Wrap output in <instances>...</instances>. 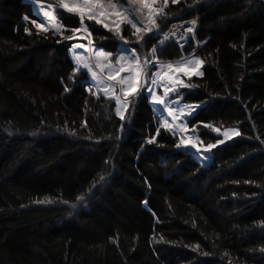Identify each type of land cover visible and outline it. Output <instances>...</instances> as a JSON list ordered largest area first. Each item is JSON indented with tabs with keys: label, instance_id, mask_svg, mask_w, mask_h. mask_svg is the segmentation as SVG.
<instances>
[{
	"label": "trees",
	"instance_id": "16d2710c",
	"mask_svg": "<svg viewBox=\"0 0 264 264\" xmlns=\"http://www.w3.org/2000/svg\"><path fill=\"white\" fill-rule=\"evenodd\" d=\"M166 7L154 31L196 17L202 41L203 75L179 92L202 105L188 128L203 146L219 139L212 128L240 133L204 166L176 147L180 135L159 123L147 92L117 118L114 100L73 72L71 42L25 33L15 15L37 19L30 5L0 0V264H264V0ZM59 16L67 35L79 25ZM122 36L140 58L158 40ZM93 40L118 50L99 28ZM156 51L179 55L174 42Z\"/></svg>",
	"mask_w": 264,
	"mask_h": 264
},
{
	"label": "snow or ice",
	"instance_id": "6c2138e0",
	"mask_svg": "<svg viewBox=\"0 0 264 264\" xmlns=\"http://www.w3.org/2000/svg\"><path fill=\"white\" fill-rule=\"evenodd\" d=\"M36 3L39 12L41 13L42 18L45 21L51 22V26L55 28L57 32H60V23L53 15L54 11L64 10L68 13L77 14L79 16L81 28H73L70 31L73 33V36H66L64 39L72 40L75 34L81 32H88V28L84 27L85 18L89 21H94L97 25H102L104 29L109 32H114L117 36H120L121 47L118 50V55L114 57L116 64L113 65L111 60L113 58V53L105 52L103 50L95 51L92 55L87 58L82 55L79 51L74 52V62L75 67L73 68V72H77L80 70L86 71V73L92 78L95 84L99 83H109L116 81V77L112 75V72H116L119 75L120 72H127V75L120 76L118 83H120L122 90L124 88L130 89V91H123V96H110L109 94L112 92L111 88L106 87L104 89V94L106 97L110 99H114L116 104V115L120 117L121 120L124 119L123 111L129 105V97L135 98L139 96L142 92H147L150 97L149 103L152 105L160 106L161 108V119L160 122L166 126L169 130H172L174 133L176 129H179L181 133L187 131L186 128L182 127L179 124L175 126L172 123H169V119L172 121H176L181 117L187 118V116L191 115V112L185 113L184 110L177 109L173 105L175 103H179V101H170L168 98L173 95H178V87H191V85H185L184 81L179 79L176 76H173V73H180L184 76L191 77L193 75H201L198 69L202 66V61L195 57L193 59H189L187 63L189 65H194L196 71L191 70L189 67L184 66V58L179 65L174 66L172 63L164 64L159 62L158 60L150 61L148 59H144L141 61L139 55L136 52L135 48L127 47L128 41L124 40L121 33V24H127L134 29L133 35H136L137 43H141L145 40V37L148 39L155 38L159 36L160 33L156 28V22L153 19V15L156 12V9L151 8V3H154V0H126V3L129 7L124 8V12L117 11V3H113V0H58L57 5L54 7L49 4L45 7L40 0H33ZM168 0H164V3L167 4ZM177 0H172V3H176ZM136 4H139L149 11V15L145 18L142 14L140 7H134ZM123 7V3L120 4ZM115 17V19H111ZM145 19L147 23H145ZM35 24L37 29H41L44 32L48 31V28L45 27L44 24L36 23L35 20L32 21ZM193 25L195 21L192 22ZM111 25H114L112 27ZM142 25V27L138 26ZM27 32L28 29H25ZM189 33L193 32V28L189 27L187 29ZM139 34V35H137ZM151 34V35H150ZM62 35V32H61ZM90 35V33H89ZM167 41V37L164 40H161L158 45L153 46L151 55L153 58L157 55V47H162ZM91 43V41H89ZM85 45L83 44H74L70 51H74L76 49H84ZM127 63L128 67L125 68L124 65ZM155 67L158 70L151 73L150 83L147 79L142 80V76L148 75V67ZM98 69L100 72L107 71L109 73L107 80H101L98 78V72L95 70ZM154 86H159L163 90V95H157ZM192 108L202 107V105H189L185 106ZM210 127V125H206ZM159 131V129L157 130ZM218 134L220 133V129H214ZM222 135L224 136V140L217 139L216 144H208L206 147L201 148L198 146L200 141H185L183 136L179 139L176 144L177 148H192L197 154H200L203 157L204 153L210 152L212 149L216 148L217 145L223 144L225 140H230L234 136H239L238 129H226L223 131ZM147 143H153V139H149ZM103 179V177H101ZM83 197H77V201H82ZM38 204H50L52 200L44 199L37 200ZM66 203V202H65ZM145 203H147L145 201ZM76 205H72L75 207ZM261 224H264V221H261ZM264 251V249H261Z\"/></svg>",
	"mask_w": 264,
	"mask_h": 264
},
{
	"label": "rangeland",
	"instance_id": "374dc122",
	"mask_svg": "<svg viewBox=\"0 0 264 264\" xmlns=\"http://www.w3.org/2000/svg\"><path fill=\"white\" fill-rule=\"evenodd\" d=\"M29 3L30 6H31V9L32 11H34V13L36 14V17L37 19H31L30 17H28L26 14H16L15 15V22L17 24L18 27H20L21 29H23V31L29 35H42L48 39H51L53 41H57V42H62V41H70L71 43V46L69 47L68 49V52H69V56L71 57V60H72V63L75 67V62H74V52L75 51H78V49L74 50V51H70V49L72 48V46L74 44H83V45H90L92 43L93 46H95L97 48L96 51H99V50H103L105 52H110L108 50L105 49V47H102L100 44H98L97 42H94L93 40V28L97 29L99 28L101 31L107 33V34H110L111 36H113V38H115L116 40H118V46H117V49L119 50V48L121 47V42H120V36H117L114 32H109L108 30L104 29L102 25H97L95 24L94 21H89L87 20V18H85V21H84V27H87L88 28V32H84L83 30L77 34H75L74 38L72 40H66L64 39V37L66 36H73V33L71 32L70 34H65L64 32L67 30V27H65L64 23L62 22L60 16H59V12H64L68 15H71V16H75L78 20H79V16L77 14H73V13H68L67 11H64V10H59V11H54L53 12V15L56 17V19L59 21L60 23V32H55V34H53L52 32L48 33V32H44L43 30L41 29H37L35 24L32 23L33 20L36 21V23H40V24H44V25H48V24H51V22H47V21H44V19L41 17V15H39L36 10L37 9V6H36V3L33 2V0H27ZM40 2L43 4V5H53L54 7L57 5L58 3V0H40ZM179 0H177L176 3H178ZM113 3H117V11H120V12H124V8H127L129 7V5L126 3V0H113ZM123 3V7L120 6V4ZM176 4V3H172V0H168L167 4L164 3V0H154V3H151V8L152 9H156V12L155 14L153 15V19L155 20V22L157 23L158 19L161 18L162 16H167V5L168 4ZM134 7H140L141 8V11H142V14L143 16L146 18L148 15H149V11L146 10V9H143V7L139 4H136ZM18 17H24L26 18V21H25V24H20V18ZM23 18V19H24ZM111 19H115V17H112ZM192 20H197V18L195 17L194 18H191ZM187 20H190V19H178V20H173L172 22H170L168 24V27L169 26H177L178 24L179 25H182V22L184 21H187ZM24 21V20H23ZM47 22V23H45ZM145 23H147V20L145 19L144 21ZM20 24V25H19ZM79 25L77 26V28H81V24H80V20H79ZM112 27H114V25H111ZM140 27H142V25H138ZM120 28H121V33L120 35H123L125 32H128V34H133L134 33V29L131 28V26L127 25V24H121L120 25ZM25 29H28V31L26 32ZM61 32H62V35H61ZM90 33V35H89ZM81 34V35H80ZM139 35V34H137ZM136 37V35H134ZM125 40V39H124ZM89 41H91V43H89ZM127 41V40H126ZM193 42H194V39H193ZM127 47L129 48H132V46L130 45V42H128V45ZM138 47H141V45L138 44ZM200 47V44H196V43H193V45L189 48L188 51H186L184 54L186 57H182V55L180 54L179 52V55L176 59H172V60H176L177 61H182V58H184V66L185 67H189L191 70L193 71H196V69L193 67L194 65H189L186 61V58H190L192 59L195 58V57H198L197 54H196V51L197 49ZM118 50L113 53V58L111 60L112 64L115 65L116 64V61L114 59V57L116 55H118ZM151 51H149L150 54H148L149 56H145L143 58H140L141 61H143L144 59H148L150 61H153V60H158L159 62H166L165 60H160L158 59V57L156 56L155 58L152 57L151 55ZM95 52V51H94ZM137 52V51H136ZM138 54V53H137ZM90 56L86 54V58ZM199 58V57H198ZM164 64H168V62L164 63ZM174 66L176 65H179V64H175V63H172ZM125 68L128 67L127 63H125L124 65ZM97 72H98V78L101 79V80H107L108 79V76H109V73L107 71H104V72H100L98 69H95ZM158 69L155 68V67H151L149 66L147 71L149 73V79L151 80V73L152 72H155L157 71ZM81 72L85 73L86 71L84 70H80ZM86 75V78H87V88L89 90H91L92 93L96 94V95H101L103 96L104 98L108 99V100H112L108 97L105 96L104 94V90L102 89H105L106 87L108 88H111L112 89V92L110 94H113V95H110V96H120V93L122 94L123 91H128L129 89L127 88H124L122 90L121 88V85L120 83H118L119 81V78L120 76H125L127 75V72H120L119 75H117L116 72H112V75L116 77V81L114 82H109V83H99V84H95L92 80V78L87 74L85 73ZM173 76H176L178 77L179 79L183 80L184 81V84L185 85H190V79L192 77H195L197 75H193L191 77H187V76H184L183 74H180V73H173L172 74ZM145 79V76H143L142 80ZM150 83V81H149ZM155 88V91H156V94L157 95H163V90L162 88H159V86H154ZM184 88H189V87H183V86H179L177 91H180ZM103 92H102V91ZM169 98H172V99H169ZM168 99L170 101H179V103H175L173 106L176 107L177 109H183L185 113H187V107H185V105L181 104L182 101H180V98H181V95H179L178 97H174V96H170ZM150 99V97H149ZM114 100V99H113ZM115 102V101H114ZM152 105V104H151ZM153 107V110L155 111L157 117H158V120L160 122V119H161V108H160V111L154 109V105H152ZM115 112H116V104H115ZM126 110L125 109L123 111V116L126 114ZM119 117V116H118ZM188 117V116H187ZM120 118V117H119ZM169 119V123H174L173 125L175 126L176 124H179L181 125L182 127L186 128L187 131L184 132V133H181L179 131V129H176L175 131V134H180L181 136H183V138L185 139V141H188L189 139H191V141L195 142V141H199L198 139H196L193 135V132H192V128H188V126L185 124V118L181 117L180 119L176 120V121H172L171 118H168ZM161 123V122H160ZM171 132H173L172 130H170ZM174 133V132H173ZM223 133V131H222ZM221 133V135H222ZM223 136V135H222ZM235 137V136H234ZM224 138V136H223ZM231 140V139H230ZM190 148V147H189ZM192 151H195L194 149L190 148ZM200 161H202V163H206V158H202L200 157Z\"/></svg>",
	"mask_w": 264,
	"mask_h": 264
},
{
	"label": "built area",
	"instance_id": "2783aa9c",
	"mask_svg": "<svg viewBox=\"0 0 264 264\" xmlns=\"http://www.w3.org/2000/svg\"><path fill=\"white\" fill-rule=\"evenodd\" d=\"M189 27L194 30L192 21H184L182 22V25L178 24L177 26H172L163 34L160 41L167 37V40L174 39L180 47H183L186 43V37L190 34L187 31Z\"/></svg>",
	"mask_w": 264,
	"mask_h": 264
},
{
	"label": "bare ground",
	"instance_id": "6f19581e",
	"mask_svg": "<svg viewBox=\"0 0 264 264\" xmlns=\"http://www.w3.org/2000/svg\"><path fill=\"white\" fill-rule=\"evenodd\" d=\"M195 19V18H194ZM191 20V19H190ZM81 35V34H80ZM97 50V48L95 47V46H93L92 44H90V45H86L85 46V48L84 49H78V51L82 54V55H84V56H86V54L87 55H92L93 53H94V51H96ZM174 124V123H173Z\"/></svg>",
	"mask_w": 264,
	"mask_h": 264
}]
</instances>
